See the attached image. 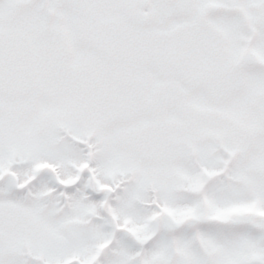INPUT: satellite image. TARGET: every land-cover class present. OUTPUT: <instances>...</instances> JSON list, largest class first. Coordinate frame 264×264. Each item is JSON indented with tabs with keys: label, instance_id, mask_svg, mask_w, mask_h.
<instances>
[{
	"label": "snow or ice",
	"instance_id": "obj_1",
	"mask_svg": "<svg viewBox=\"0 0 264 264\" xmlns=\"http://www.w3.org/2000/svg\"><path fill=\"white\" fill-rule=\"evenodd\" d=\"M0 264H264V0H0Z\"/></svg>",
	"mask_w": 264,
	"mask_h": 264
}]
</instances>
